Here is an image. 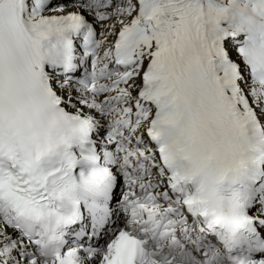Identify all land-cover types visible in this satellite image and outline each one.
Returning <instances> with one entry per match:
<instances>
[{
	"label": "snow or ice",
	"instance_id": "snow-or-ice-1",
	"mask_svg": "<svg viewBox=\"0 0 264 264\" xmlns=\"http://www.w3.org/2000/svg\"><path fill=\"white\" fill-rule=\"evenodd\" d=\"M0 264H264V0H0Z\"/></svg>",
	"mask_w": 264,
	"mask_h": 264
}]
</instances>
